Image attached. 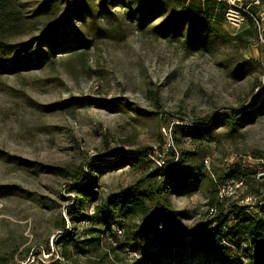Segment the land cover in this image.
I'll return each instance as SVG.
<instances>
[{"label":"rangeland","instance_id":"374dc122","mask_svg":"<svg viewBox=\"0 0 264 264\" xmlns=\"http://www.w3.org/2000/svg\"><path fill=\"white\" fill-rule=\"evenodd\" d=\"M42 1L22 0L29 11ZM254 2L209 1L211 6L222 4L226 14L223 18L215 11L207 18L208 25L218 24L230 34L248 28L241 11L250 16L246 7L252 10L257 34L246 48L188 52L178 41H167L147 29L135 30L121 18L102 25L108 28L106 35L94 39V46L83 55H60L52 67L39 68L33 60L31 69L0 76V186H13L17 192L0 198V263L58 260L57 227L61 220L71 226L65 211L74 193L72 180L51 174L49 167L71 166L77 177L83 172V180L91 179L95 192L105 198L135 184L139 177L132 168L115 163L123 155L145 156L163 166L170 160L169 148L179 157L193 151L188 132L175 130L176 126H197L216 114L255 110L264 99V3ZM213 16L222 19L215 22ZM239 55L253 60L257 69L237 81L221 61ZM87 99L112 102L100 105ZM211 128L203 159L206 170L216 179L227 171L243 170L248 181L218 184V197L250 205V212L256 214L259 198L251 194L257 190L264 196V186L253 181H264V116L255 117L236 133L221 124ZM94 164L116 167L96 175L91 173ZM208 188V184H193L171 197L173 208L183 211L181 224L189 230L210 217ZM99 205L88 203L84 209L93 214ZM133 257L140 259L132 253L121 255L124 264H131ZM218 260L185 247L179 258L165 257L160 263L219 264Z\"/></svg>","mask_w":264,"mask_h":264},{"label":"trees","instance_id":"16d2710c","mask_svg":"<svg viewBox=\"0 0 264 264\" xmlns=\"http://www.w3.org/2000/svg\"><path fill=\"white\" fill-rule=\"evenodd\" d=\"M209 1L44 0L29 11L22 0H0V76L20 74L34 65L52 67L56 57L63 54L83 55L94 46V39L108 30L102 25L121 18L135 30L143 32L147 29L167 41H178L188 52L199 49L218 51L220 46L248 47L251 38L257 34L252 10L247 8L250 16L241 11L248 20V28L230 34L218 24L209 26L207 18L212 13L217 11L223 18L226 14L222 4L211 6ZM260 2L262 4L264 0ZM157 18L161 19L152 25ZM117 28L118 25L113 29ZM27 35L34 36L20 40ZM33 60L37 64L32 65ZM221 66L237 81L257 69L253 60L243 55L225 57ZM86 101L100 105L112 102ZM65 105L69 106V102ZM135 109L140 114L139 109ZM254 109L229 115L216 114L200 120L197 126H176L175 130L188 132L193 151L179 157L173 148H169L170 160L161 167L145 156L123 155L115 163L132 168L139 177L135 184L107 194L105 198L95 192L91 179L83 180V172L77 177L76 169L71 166L49 167L51 174L72 180L71 191L74 193V199H68L65 211L71 226L67 228L66 221L61 220L57 227L60 233L55 245L60 252L57 253L58 260L51 264H124L121 255L128 253L140 255L138 260L133 257L131 264H147L148 261L161 264L165 257L179 258L185 247L198 250L214 260L221 259L219 264H264V196L257 190L251 194L259 198L254 207L256 214L250 212V205L218 197V184L247 183V173L235 169L216 179V175L208 172L203 164L207 157L205 150L211 141V127L221 124L230 133H236L255 117L264 116V99ZM94 165L91 173L96 175L104 169L116 167ZM95 179L97 184L99 180ZM253 181L264 186V181L258 182L255 178ZM201 183L209 185L207 206L210 217L201 227L189 230L181 224L183 211L173 208L171 197L190 185ZM14 190L13 186H0V198L14 195L17 193ZM98 202L100 205L94 208L93 214L84 209L86 204ZM152 249H156L155 252ZM0 264L19 263L12 259L2 260Z\"/></svg>","mask_w":264,"mask_h":264},{"label":"built area","instance_id":"2783aa9c","mask_svg":"<svg viewBox=\"0 0 264 264\" xmlns=\"http://www.w3.org/2000/svg\"><path fill=\"white\" fill-rule=\"evenodd\" d=\"M260 4H261L260 0H255L254 5H260ZM231 5H232L234 8H235V6H236V8H237V5H234V4H232V3H231ZM237 9H239V8H237ZM246 9H247V7H246ZM243 10H244V9H243ZM243 10H242V11H243ZM248 14H249V12H248ZM249 15H250V14H249ZM255 22H256V21H255ZM158 166L161 167L162 165L159 163ZM31 261L34 262L33 259H31Z\"/></svg>","mask_w":264,"mask_h":264}]
</instances>
